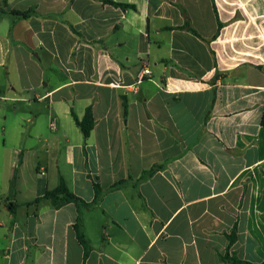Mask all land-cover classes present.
Listing matches in <instances>:
<instances>
[{
    "label": "crops",
    "instance_id": "1",
    "mask_svg": "<svg viewBox=\"0 0 264 264\" xmlns=\"http://www.w3.org/2000/svg\"><path fill=\"white\" fill-rule=\"evenodd\" d=\"M113 1L135 8L0 0V264H228L235 225L230 255L264 264V0ZM60 177L88 204H32Z\"/></svg>",
    "mask_w": 264,
    "mask_h": 264
},
{
    "label": "trees",
    "instance_id": "2",
    "mask_svg": "<svg viewBox=\"0 0 264 264\" xmlns=\"http://www.w3.org/2000/svg\"><path fill=\"white\" fill-rule=\"evenodd\" d=\"M103 1L106 3H111L115 6L121 7L122 9H126L127 7L135 8L132 5L124 4V3H117V2H114L113 0H103ZM2 4L6 5L7 0H2ZM182 11L186 17V21H185L184 25L182 27H179V28L186 30V31L192 33L193 35L201 38V36L198 34V32L191 26V23H190L187 15L185 13V10L183 8H182ZM215 11H216V9H215ZM34 13H35V11L33 9L26 10V11H18V10L11 11V14L13 16H15L16 18H20V19H28ZM221 27H222V23L219 22V30L218 31H220ZM216 37H217V34L215 35V38ZM127 110H128V105L126 103H123V114L125 117L127 115ZM72 116L74 118V121H75L77 127L80 129L83 137L85 139H87L90 136V134H91V132L95 126V121H94L91 106H88L86 108L84 116L81 120L76 116V114L74 112H72ZM262 124L264 125V115H263V119H262ZM160 167H161L160 165L152 166L150 169H148L142 173L140 179L143 180V179L151 177ZM91 179H92L93 189L95 192L94 201H96L99 198V196L102 194L104 189L100 186V184L97 180L93 179L92 177H91ZM123 182H124L123 180L118 182L112 188H115L116 186L121 185ZM44 199L49 200L55 208H60V207L66 205V204H69V203H82L85 205L88 204L86 201H84L80 197L76 196L75 194H73L69 190L68 185L66 183V180L63 177L59 178L58 185L54 189L46 191L42 197L34 200V202H32V204L38 203ZM74 228L76 231L78 241L83 246L84 261H86L89 254H90L91 248H90V245L88 244L87 240L84 238V236L82 235V233L80 231L79 220L74 225ZM236 234H237V226L235 225L234 228L232 229L231 233L227 235V238L229 241L228 251L226 254L220 255V259L223 262L228 263V264H263V263H251V262L243 261V260H240L236 255H230L229 249L231 248V246L235 243V241L237 239Z\"/></svg>",
    "mask_w": 264,
    "mask_h": 264
},
{
    "label": "rangeland",
    "instance_id": "3",
    "mask_svg": "<svg viewBox=\"0 0 264 264\" xmlns=\"http://www.w3.org/2000/svg\"><path fill=\"white\" fill-rule=\"evenodd\" d=\"M2 86L4 87L6 93L3 94L5 97L9 96L8 91L10 92V86L6 82V80L1 81ZM16 111L15 109V104L10 102V101H2L0 100V133H2L3 127L6 128V130L9 132L11 129V124H12V118H13V113ZM19 113H26L28 115L29 109L26 107L24 104H18V110ZM6 117V119H4ZM23 125L25 127V131L27 135H34L35 132H42L44 136L47 135L48 130L46 128V124L43 123V121L38 120L36 125L33 126L30 122L24 121ZM44 136H40L42 140L44 139ZM34 137V136H33ZM40 147H43L44 150H46V145L41 141L39 143Z\"/></svg>",
    "mask_w": 264,
    "mask_h": 264
},
{
    "label": "built area",
    "instance_id": "4",
    "mask_svg": "<svg viewBox=\"0 0 264 264\" xmlns=\"http://www.w3.org/2000/svg\"><path fill=\"white\" fill-rule=\"evenodd\" d=\"M143 76H140L139 77V79H138V83H141L144 79H145V76H150L151 75V72H150V70L148 69V68H144V70H143ZM0 99H3L1 96H0ZM51 128L53 129V130H55V128H56V124L55 123H52L51 124Z\"/></svg>",
    "mask_w": 264,
    "mask_h": 264
}]
</instances>
